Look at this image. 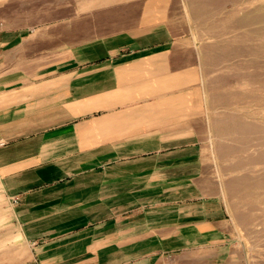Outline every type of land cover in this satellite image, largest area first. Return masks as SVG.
Segmentation results:
<instances>
[{"label": "crops", "instance_id": "0c3cea01", "mask_svg": "<svg viewBox=\"0 0 264 264\" xmlns=\"http://www.w3.org/2000/svg\"><path fill=\"white\" fill-rule=\"evenodd\" d=\"M150 33L85 42L46 75L0 52V193L28 249L17 264H219L194 246L219 238L222 207L187 183L196 142L176 135L181 108L166 110L181 63Z\"/></svg>", "mask_w": 264, "mask_h": 264}, {"label": "rangeland", "instance_id": "374dc122", "mask_svg": "<svg viewBox=\"0 0 264 264\" xmlns=\"http://www.w3.org/2000/svg\"><path fill=\"white\" fill-rule=\"evenodd\" d=\"M108 1L120 0H0V40L18 38L0 52L11 64L21 57L23 73L46 75L71 61L79 45L115 33L151 32V40L171 45L181 88L165 96L181 100L167 102L166 110L181 108L176 135L196 142V177L187 183L199 202L222 207L215 212L223 218L219 238L194 250L222 253L224 261L214 263L264 264V0L102 7ZM147 12L155 19L142 21ZM19 236L11 203L0 193V264H17L28 252Z\"/></svg>", "mask_w": 264, "mask_h": 264}, {"label": "built area", "instance_id": "2783aa9c", "mask_svg": "<svg viewBox=\"0 0 264 264\" xmlns=\"http://www.w3.org/2000/svg\"><path fill=\"white\" fill-rule=\"evenodd\" d=\"M0 145H3V143H1Z\"/></svg>", "mask_w": 264, "mask_h": 264}]
</instances>
